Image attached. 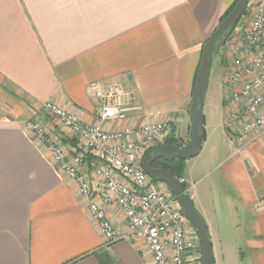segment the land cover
<instances>
[{
    "label": "crops",
    "instance_id": "1",
    "mask_svg": "<svg viewBox=\"0 0 264 264\" xmlns=\"http://www.w3.org/2000/svg\"><path fill=\"white\" fill-rule=\"evenodd\" d=\"M234 1L0 0V264H153L146 247L106 245L77 184L26 122L40 120L72 155L77 137L41 105L52 101L96 125L88 86L122 80L143 110L119 127L170 120L177 138L191 136L203 47ZM224 80L209 114L204 107L205 156L193 166L188 159L181 179L219 238L215 264H264V132L245 145L232 141ZM208 167L219 171L218 183L204 180ZM82 169L93 174L91 158ZM110 215L124 230L121 212ZM226 219L232 230L222 238Z\"/></svg>",
    "mask_w": 264,
    "mask_h": 264
},
{
    "label": "built area",
    "instance_id": "2",
    "mask_svg": "<svg viewBox=\"0 0 264 264\" xmlns=\"http://www.w3.org/2000/svg\"><path fill=\"white\" fill-rule=\"evenodd\" d=\"M248 9L251 22L243 28L245 39L240 42V22L236 26L240 33L231 45L234 58L224 80L225 125L237 145H245L264 132V0H252ZM87 92L97 105L96 125L85 124L77 114L52 101L41 105L42 111L77 137L72 155L40 120L30 119L26 129L45 144L50 158L77 184L78 194L107 246L128 241L138 251L146 247L153 264H203L200 238L180 202L165 183L149 176L142 166L152 147L176 136L174 124L163 120L119 127L143 110L136 90L122 80L91 83ZM90 158L91 175L82 169ZM115 208L123 216L124 230L117 229L112 220L110 211Z\"/></svg>",
    "mask_w": 264,
    "mask_h": 264
},
{
    "label": "water",
    "instance_id": "3",
    "mask_svg": "<svg viewBox=\"0 0 264 264\" xmlns=\"http://www.w3.org/2000/svg\"><path fill=\"white\" fill-rule=\"evenodd\" d=\"M251 1L239 0L230 14L216 27L205 43L190 106L191 136L188 145L181 147L172 143L158 144L145 154L142 162L145 172L152 178L165 183L180 202L183 212L194 226L200 238L203 264H215L208 226L196 209L190 193L183 187L180 179L169 170L154 167L153 163L158 159L172 161L179 158L188 160L200 153L205 135L204 107L216 50L227 43Z\"/></svg>",
    "mask_w": 264,
    "mask_h": 264
},
{
    "label": "rangeland",
    "instance_id": "4",
    "mask_svg": "<svg viewBox=\"0 0 264 264\" xmlns=\"http://www.w3.org/2000/svg\"><path fill=\"white\" fill-rule=\"evenodd\" d=\"M251 3H252V1H251ZM251 19H252V15L248 9V14H246V16L243 17L242 20L240 21V28H241L242 32L240 34L238 42H240V39L241 40L245 39V36H242L243 28L249 26ZM235 30L232 33L233 35H231L230 38L228 39V42L223 47H221V49L219 50V52L217 53V55L215 57L214 64H213L212 70H211V77H210V83H209V88H208V93L210 94V97L208 96V99H207V102L205 105V114H209L210 102H213V104H214V102L216 100L215 98H217V101L219 100V98H220L219 96H220V93H221V90L223 87L222 81H223L224 77H227L230 74L231 70H229L228 67H229V64L232 62V59L234 58V56L232 55V51H231L232 50L231 45L233 44L234 41L237 42L236 38L238 37V35L240 33L239 28L236 31ZM214 95H215V98H214ZM211 96H213V97H211ZM178 140L180 142H182L184 144L183 147H185L188 145V143L190 141V136H181L180 138H178ZM201 156H205V150L204 151L201 150V152L197 156L189 159L188 164L190 166L195 165L196 162L199 160V158H201ZM215 169L216 168H214V167H211V168L208 167V169L205 172H203V175H205L204 180L212 181V183L213 182L218 183L219 178H217V174L219 171L217 172V171H215ZM222 223L224 224V227L221 229L222 233L220 235H222V238L223 237L225 238L227 236H230V234H231V230H232L231 226H232L233 221H231L230 219H226ZM218 224H219V222H218ZM208 229H209L211 241L216 240V244H218L219 238L215 237L214 232H212V234H211V230L209 227H208ZM212 231H213V229H212ZM212 244H213V242H212ZM240 247H241L245 257L249 256L248 251H247L244 243L240 242ZM245 264H249V262L247 261Z\"/></svg>",
    "mask_w": 264,
    "mask_h": 264
},
{
    "label": "trees",
    "instance_id": "5",
    "mask_svg": "<svg viewBox=\"0 0 264 264\" xmlns=\"http://www.w3.org/2000/svg\"><path fill=\"white\" fill-rule=\"evenodd\" d=\"M239 0H235L233 2V4L229 7V9L226 11V13L222 16L221 20H220V23L230 14V12L233 10V8L235 7V5L238 3ZM246 14H248V8L246 9V11L244 12V15L243 17L246 16ZM242 17V18H243ZM241 18V20H242ZM240 20V21H241ZM230 38V37H229ZM205 46V45H204ZM224 45H222L221 47H223ZM218 48L216 50V54H215V57L217 55V53L219 52V50L221 49ZM203 51H204V47H203ZM202 55H203V52H202ZM199 69H200V66L197 70V73H196V76H195V80H194V85H195V82H196V79H197V75H198V72H199ZM206 138V134L204 135V140ZM167 143H172V144H177L181 147L184 146V144L182 142H180L178 140L177 137L175 136H171L168 140H167ZM186 161L187 160H183V159H175V160H172V161H168V160H165V159H158L156 160L154 163H153V166L154 167H161V168H164L166 170H169L171 171L178 179H181L185 173V170H186ZM156 181H159L158 179H155ZM183 187L187 190L188 187L187 185L184 183V182H181ZM108 264H112L111 262H108Z\"/></svg>",
    "mask_w": 264,
    "mask_h": 264
}]
</instances>
